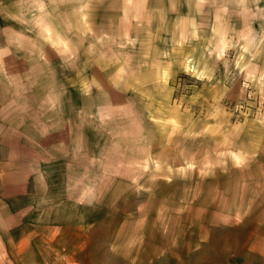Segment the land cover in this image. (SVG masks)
I'll use <instances>...</instances> for the list:
<instances>
[{"label":"rangeland","instance_id":"rangeland-1","mask_svg":"<svg viewBox=\"0 0 264 264\" xmlns=\"http://www.w3.org/2000/svg\"><path fill=\"white\" fill-rule=\"evenodd\" d=\"M133 1L13 75L56 131L0 264H264V0Z\"/></svg>","mask_w":264,"mask_h":264},{"label":"crops","instance_id":"crops-1","mask_svg":"<svg viewBox=\"0 0 264 264\" xmlns=\"http://www.w3.org/2000/svg\"><path fill=\"white\" fill-rule=\"evenodd\" d=\"M134 6L133 0H0V247L26 223L37 182L46 174V155L53 147L45 145L44 138L56 131L50 125L55 120L51 114L54 99L44 101L50 107L49 117L44 113L38 119L31 117L30 111L33 115L35 109L30 107H40L36 95L41 83H32L28 77L17 83L13 75L27 73L24 64L37 59L44 63L40 59L48 58L50 64L51 58L72 57L74 40L87 41L93 26L117 23H106V10L128 11L123 17L126 20ZM135 21L132 16L128 26ZM261 32L255 64L264 73V26ZM63 104L66 106L65 101ZM14 121L21 124L14 126ZM26 122L36 123V132L27 131Z\"/></svg>","mask_w":264,"mask_h":264}]
</instances>
